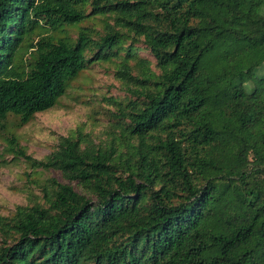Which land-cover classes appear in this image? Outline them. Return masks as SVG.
<instances>
[{"label": "trees", "instance_id": "obj_1", "mask_svg": "<svg viewBox=\"0 0 264 264\" xmlns=\"http://www.w3.org/2000/svg\"><path fill=\"white\" fill-rule=\"evenodd\" d=\"M98 17L101 33L33 37ZM103 62L131 94L109 101L119 135L16 151L64 182L0 218V264H264V0H0V121L29 123Z\"/></svg>", "mask_w": 264, "mask_h": 264}, {"label": "rangeland", "instance_id": "obj_2", "mask_svg": "<svg viewBox=\"0 0 264 264\" xmlns=\"http://www.w3.org/2000/svg\"><path fill=\"white\" fill-rule=\"evenodd\" d=\"M105 18H93L76 27L55 30L42 22L33 37L38 42L45 36L77 39L81 28H89L94 34L104 30ZM135 45L138 58L152 62L157 73L156 61L144 50L140 41L128 38L125 46ZM136 62L131 61L137 73ZM247 80V75H244ZM131 94L116 78V64L103 62L92 64L76 79L56 107L37 113L27 124L10 114L0 121V218H11L19 207L44 203L43 187L50 179L61 180L50 170L36 168L16 151L23 150L34 161L46 158L58 145L61 137L82 133L87 140L106 146L119 135V127L113 113L111 99L126 100ZM61 182H64L61 180ZM4 222V220H2ZM7 221V220H6ZM4 236L0 233V248Z\"/></svg>", "mask_w": 264, "mask_h": 264}]
</instances>
